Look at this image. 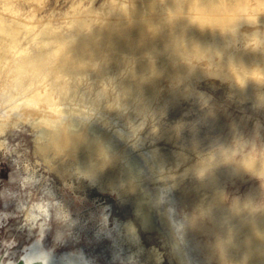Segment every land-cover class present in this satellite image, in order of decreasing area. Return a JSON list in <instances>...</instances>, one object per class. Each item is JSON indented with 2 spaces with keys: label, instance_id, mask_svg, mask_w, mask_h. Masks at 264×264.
I'll list each match as a JSON object with an SVG mask.
<instances>
[{
  "label": "rangeland",
  "instance_id": "obj_1",
  "mask_svg": "<svg viewBox=\"0 0 264 264\" xmlns=\"http://www.w3.org/2000/svg\"><path fill=\"white\" fill-rule=\"evenodd\" d=\"M249 2L248 10L260 4ZM105 4L0 0L4 21L33 22L0 65V253L40 239L41 253L54 263L66 252L86 264L244 262L230 234L264 216V90L235 89L222 75L235 69L224 59L167 61L204 74L181 78L160 99L141 87L150 78L141 67L145 57L135 64L137 77H128L132 88L106 108L86 94L87 102L28 114L16 95L29 82L17 74L24 59L52 50L37 30L68 37L79 7ZM54 130L85 132L94 149H59ZM38 204L48 212L33 220Z\"/></svg>",
  "mask_w": 264,
  "mask_h": 264
},
{
  "label": "bare ground",
  "instance_id": "obj_2",
  "mask_svg": "<svg viewBox=\"0 0 264 264\" xmlns=\"http://www.w3.org/2000/svg\"><path fill=\"white\" fill-rule=\"evenodd\" d=\"M259 2L250 10L247 6L253 2L249 0H106L101 9L81 6L68 37L45 27L37 30L36 36L49 41L52 50L24 59L17 74H26L29 82L16 95H22L28 114L50 104L72 107L86 94L91 96V104L106 108L113 105L119 91L132 88L128 77L139 74L140 66L135 64L144 57L141 67L150 72V78L141 87L154 89L157 99L176 88L181 78L204 74L192 65L168 63L172 58L200 61L221 57L235 68L230 74L222 73L235 89L243 95L259 94L264 90V48H260L264 44V0ZM2 15L0 9V65L8 57V49H16L21 35L33 24L20 17L7 22ZM246 26L251 29H244ZM237 40H241L240 47L231 43ZM51 137L59 149L71 152L91 146L85 132L54 130ZM230 240L243 249L244 262L235 264H264L263 215L242 221ZM42 247L40 239L26 245L21 241L19 248L12 250L10 245L0 253V264H28L30 248L39 251L36 259L41 264H86L80 254L69 252L54 263L41 253Z\"/></svg>",
  "mask_w": 264,
  "mask_h": 264
},
{
  "label": "clouds",
  "instance_id": "obj_3",
  "mask_svg": "<svg viewBox=\"0 0 264 264\" xmlns=\"http://www.w3.org/2000/svg\"><path fill=\"white\" fill-rule=\"evenodd\" d=\"M48 212V209L43 204H38L33 206L32 208V219L36 220L39 217L46 215ZM28 264H41L39 260L36 259V256L39 255V251L35 248H30L28 252Z\"/></svg>",
  "mask_w": 264,
  "mask_h": 264
},
{
  "label": "flooded vegetation",
  "instance_id": "obj_4",
  "mask_svg": "<svg viewBox=\"0 0 264 264\" xmlns=\"http://www.w3.org/2000/svg\"><path fill=\"white\" fill-rule=\"evenodd\" d=\"M29 244V243H28Z\"/></svg>",
  "mask_w": 264,
  "mask_h": 264
}]
</instances>
